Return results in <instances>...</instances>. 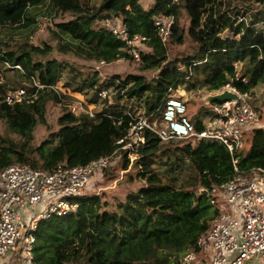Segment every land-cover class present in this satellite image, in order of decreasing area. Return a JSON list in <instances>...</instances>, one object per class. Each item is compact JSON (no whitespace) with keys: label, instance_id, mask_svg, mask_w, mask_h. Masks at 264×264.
Instances as JSON below:
<instances>
[{"label":"trees","instance_id":"obj_1","mask_svg":"<svg viewBox=\"0 0 264 264\" xmlns=\"http://www.w3.org/2000/svg\"><path fill=\"white\" fill-rule=\"evenodd\" d=\"M260 1L264 4V0ZM215 2L155 0L153 8L147 10L141 0H0V120L8 124L7 135L0 134V172L13 164L47 171L59 164L86 166L113 154L133 123V117L124 111L105 109L95 117L73 113L64 102L66 96L56 88L65 67L57 59H47L54 47L49 43L31 45L29 38L10 45L1 37L26 29L35 33L39 11L45 8L48 16L74 17L52 30L60 53L105 63L133 60L123 50L124 43L101 25L107 18L119 20L132 36L150 39L149 51L141 52L140 70H156L159 75L152 81L143 75H130L124 80L117 77L118 97L142 101L145 113L155 114L160 112L170 90L180 87L219 92L231 85L249 95L264 84V36L251 27L264 19V12L254 14L250 25L236 24L239 16L217 17ZM182 11L190 19L187 35L197 45V51L178 67L179 62H168L166 46L171 42L184 44ZM161 16L175 17L166 44L154 24ZM225 31L232 37L224 38ZM99 86V73L95 72L92 79L75 90L84 93L105 88ZM18 89H25L27 98L21 103H5L7 94ZM46 102L62 106L63 115L58 121L61 128L36 147L34 132L38 124L47 125L43 107ZM196 128L202 131L203 123L198 122ZM144 136L145 145L139 151L136 167L137 179L145 186L119 203L116 212L107 210L100 196L91 195L78 200L80 209L75 214L41 221L34 233V264H181L187 252H199L198 239L218 216L203 190L233 178L232 156L218 141L184 140L173 148L171 142L163 144L149 131ZM122 154L128 168L127 154ZM236 157L241 171L264 169V128L247 133L246 146ZM183 166L195 172L193 182L180 184L178 178L172 177ZM196 187L202 192L195 191Z\"/></svg>","mask_w":264,"mask_h":264},{"label":"built area","instance_id":"obj_2","mask_svg":"<svg viewBox=\"0 0 264 264\" xmlns=\"http://www.w3.org/2000/svg\"><path fill=\"white\" fill-rule=\"evenodd\" d=\"M253 20L243 15L238 17L236 24L244 22L250 25ZM154 24L158 36L166 44L172 34L175 17H157ZM101 25L124 43L123 50L134 61L142 60L141 52L147 48L149 38L132 36L128 27L114 18L103 20ZM251 27L264 36V19L255 21ZM230 36L231 33L227 37ZM2 83L3 77L0 78V86ZM224 91L235 93L238 99L213 103L202 131H198L197 123L188 117L184 101L175 98L173 90H170L160 112L137 117L126 112L133 117V123L127 136L118 142L119 148L109 156L86 166L59 164L52 171L24 164L4 168L0 172V258L12 254L19 257L20 264H34V233L41 221L75 214L80 209L78 200L89 196L90 183L118 165L122 152H126L130 160L139 157V151L145 145L144 132L149 131L163 144L184 140L218 141L232 156L233 178L213 185L207 191L215 208L220 203L221 208H216L217 219L198 239L199 252H187L181 264H203L206 257L208 264H264V169L241 171L236 157L246 146L247 133L258 127L259 113L250 104V95L240 93L231 85L216 93ZM96 92L101 99L110 95L103 88ZM26 98L27 91L18 89L7 94L4 102L21 103ZM75 107H72L73 113L78 110V114L87 113L95 117L89 109L85 110L83 104Z\"/></svg>","mask_w":264,"mask_h":264},{"label":"rangeland","instance_id":"obj_3","mask_svg":"<svg viewBox=\"0 0 264 264\" xmlns=\"http://www.w3.org/2000/svg\"><path fill=\"white\" fill-rule=\"evenodd\" d=\"M141 3L145 9L150 10L155 5V0H141ZM215 3L217 17L226 15L227 17L235 19L237 16L242 17L243 15H247L253 18L254 14L264 12V4L261 3L260 0H216ZM46 11L47 9L45 8L39 11V17L37 19L38 29L35 33L30 34V29L21 30L18 31L20 33L15 35H12L14 32L8 33L4 37H1V40L4 41V43H10V45L23 43L27 38L30 39V44L34 46H43L45 43L51 44L55 50L47 59H57L63 63L65 67L61 76V82L56 88L60 93L66 96L64 102L70 105L71 109L72 107L83 104L85 110L89 109V111L93 112L95 116L99 113H103L105 109H109L113 112H131L135 117L145 115L146 113L142 101L133 102L131 100L128 101L127 99L121 100L118 97L119 90L117 89V77L124 80L130 75H143L149 81H152L158 77L159 71L152 70L142 72L140 70L142 60L137 62L134 60L121 59L116 62L103 64L102 62L90 61L77 57L72 53H60L57 50L58 42L53 39L52 30L56 24L69 22L74 19V17L71 14H66L55 18L54 16L46 15ZM189 26L190 19L186 12L182 11L181 27L185 30L184 44L179 45L171 42L166 46L168 62H179L178 67H181L180 64L183 59L192 57L197 51V45L187 35ZM0 33H2V30ZM22 33L23 36L21 35ZM228 34L229 32H223L222 36L226 38ZM148 51V48L144 49V53H147ZM240 68L241 66H239L238 69ZM95 72L99 73V87H105L110 92L107 99H101L96 91L79 93L75 90L79 84H85L87 79H92L95 76ZM213 94H216V92H211L208 88L188 90L186 87H180L178 90L172 92V95L175 98L184 101L187 105L188 117L195 123L204 122V125L209 120L210 109L213 104H205L204 100L206 97ZM249 95L250 104L259 113L258 128H264V84L259 85L254 89L253 93ZM43 107L47 125L38 124L37 126L34 132V145L36 147L45 141L51 133H57L61 128L58 121L63 115L62 106L56 105L53 102H46ZM77 112L78 110H76V114H78ZM7 125L8 124L5 121L0 120L1 135H7ZM179 142L181 141L171 142L173 144L171 146L176 148L178 147ZM128 157V168H125L124 154H121L119 164L105 171L102 177L98 176L96 180H93L90 183L92 189H88L87 191L89 196H100L102 202L107 205L106 209L112 212H116L119 203L126 202L128 196L137 193L141 187L145 186V182L137 179L138 168L136 167V163L139 157L131 160ZM172 177L178 178L180 184H188L189 182L194 181L195 172L189 167L183 166L173 172ZM195 191H198V193L202 192L200 187H196ZM203 192H206V195L208 196L207 191L203 190ZM219 204L220 203L215 205L217 209L221 208ZM205 260L206 261H203V264H208L209 261L207 260V257ZM0 264H20V259L19 257L9 254L6 257L0 258Z\"/></svg>","mask_w":264,"mask_h":264},{"label":"water","instance_id":"obj_4","mask_svg":"<svg viewBox=\"0 0 264 264\" xmlns=\"http://www.w3.org/2000/svg\"><path fill=\"white\" fill-rule=\"evenodd\" d=\"M237 99L238 96L235 93L231 91H224L223 93H216L214 95H209L208 97L205 98L204 102L205 104L216 103V102L223 103L228 101H234Z\"/></svg>","mask_w":264,"mask_h":264},{"label":"crops","instance_id":"obj_5","mask_svg":"<svg viewBox=\"0 0 264 264\" xmlns=\"http://www.w3.org/2000/svg\"><path fill=\"white\" fill-rule=\"evenodd\" d=\"M214 95V94H213Z\"/></svg>","mask_w":264,"mask_h":264}]
</instances>
